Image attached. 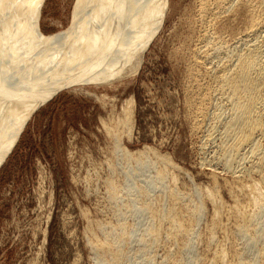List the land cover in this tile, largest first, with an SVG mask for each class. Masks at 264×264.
Returning <instances> with one entry per match:
<instances>
[{"label":"bare ground","instance_id":"1","mask_svg":"<svg viewBox=\"0 0 264 264\" xmlns=\"http://www.w3.org/2000/svg\"><path fill=\"white\" fill-rule=\"evenodd\" d=\"M43 3L0 0V165L28 118L59 91L136 74L169 9L168 0H79L70 30L47 37ZM194 3L189 103L210 183L180 188L166 156L131 153L117 141L121 162L112 163V175L135 178L150 168L153 176L132 189L107 177L116 221H94L103 238L89 230L97 264H154L161 247L165 264H264V0ZM131 217L147 224L132 225Z\"/></svg>","mask_w":264,"mask_h":264},{"label":"rangeland","instance_id":"2","mask_svg":"<svg viewBox=\"0 0 264 264\" xmlns=\"http://www.w3.org/2000/svg\"><path fill=\"white\" fill-rule=\"evenodd\" d=\"M194 1L168 0L162 26L136 74L112 83L72 85L28 118L0 165V264H97L89 230L97 229L94 221H116L106 197L107 177L132 189L134 181L147 186L153 176L145 168L140 177L118 174L116 179L109 168L121 162L113 150L117 141L131 153L150 150L166 156L180 168L175 171L180 188L209 185L210 170L201 165L208 153L193 131L195 111L189 103L194 95L189 74ZM78 3L44 0L41 33L69 31ZM128 102L133 110L129 125ZM222 189L223 200L230 202ZM129 222L145 227L147 219L131 217ZM161 248L154 264H165Z\"/></svg>","mask_w":264,"mask_h":264}]
</instances>
